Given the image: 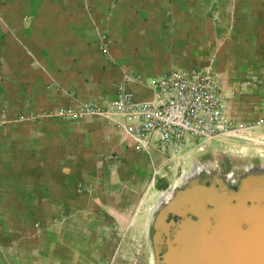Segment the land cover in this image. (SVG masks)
<instances>
[{
    "label": "crops",
    "instance_id": "1",
    "mask_svg": "<svg viewBox=\"0 0 264 264\" xmlns=\"http://www.w3.org/2000/svg\"><path fill=\"white\" fill-rule=\"evenodd\" d=\"M210 1L0 0V131L13 117L48 126L54 120L47 117L48 111L107 98L104 94L112 95L123 75L131 77L128 85L137 97L147 98L148 90L131 75H151L131 70L129 63L135 60L124 57L126 50H135V41H145L153 52L149 64H138L140 70L162 74L195 68L185 67L195 63L217 71L228 119L243 132L248 152L264 162V0H214V15ZM99 33L108 36L110 59L97 46ZM76 120L73 157L116 152L127 159L129 170L136 169L135 158H144L145 171L151 169L149 179L145 188L135 187L145 189L144 198L155 184L159 165L171 166L174 158H167V147L160 149L154 142L136 147L119 126L103 117ZM257 140L259 147L253 145ZM158 158L159 165L153 166ZM142 201L134 213L133 204L124 200L111 207L102 201L99 205L109 212L114 208L118 221L127 222L134 215L145 222L150 210L139 209ZM79 205L78 209L71 201V219L79 215L85 221L87 212L91 215L97 207L90 200Z\"/></svg>",
    "mask_w": 264,
    "mask_h": 264
},
{
    "label": "rangeland",
    "instance_id": "2",
    "mask_svg": "<svg viewBox=\"0 0 264 264\" xmlns=\"http://www.w3.org/2000/svg\"><path fill=\"white\" fill-rule=\"evenodd\" d=\"M144 43L135 41V50H126L124 57L135 60L129 63L134 67L131 70L143 75L160 74L139 69V63L149 64L153 52ZM193 66L198 68L195 63L185 67ZM47 117L54 119L48 126L33 125L34 119L13 117L0 131V264H151L152 205L158 196L182 182L183 170H188L193 161L210 160V167L222 171H239L249 161L264 163L248 152L243 132L206 141L189 138L172 152L170 168L159 165L157 159L153 166L159 165L161 170L155 173V184L144 198L145 189H135L145 186L149 179L151 169L145 171L144 158H135L136 169L132 170L127 159L116 152L74 158L71 135L79 129L78 121ZM83 117L102 118L98 114ZM253 145L259 147L258 140ZM91 149L95 154V148ZM181 153L183 157L175 159ZM227 187L236 189L237 183L229 182ZM89 200L97 205L91 215L87 212L85 221L79 215L71 219V201L79 209L80 203ZM123 200L133 204L132 213L143 200L139 209L143 206L150 210L147 221L134 215L127 222L118 221L114 208L109 212L107 206L99 205L102 201L111 207Z\"/></svg>",
    "mask_w": 264,
    "mask_h": 264
},
{
    "label": "built area",
    "instance_id": "3",
    "mask_svg": "<svg viewBox=\"0 0 264 264\" xmlns=\"http://www.w3.org/2000/svg\"><path fill=\"white\" fill-rule=\"evenodd\" d=\"M213 3L214 0L209 2L212 15ZM97 46L110 59L105 33H99ZM131 76L148 90L147 98L137 97L128 85L131 77L123 75L115 82L109 98L55 107L47 114L64 119L101 115L119 126L136 147L146 148L152 142L160 149L167 147V158L189 138L206 141L223 134L239 136L240 128L227 117L225 97L214 68H175L143 79L139 74Z\"/></svg>",
    "mask_w": 264,
    "mask_h": 264
},
{
    "label": "water",
    "instance_id": "4",
    "mask_svg": "<svg viewBox=\"0 0 264 264\" xmlns=\"http://www.w3.org/2000/svg\"><path fill=\"white\" fill-rule=\"evenodd\" d=\"M203 184L155 208L151 264H264V187Z\"/></svg>",
    "mask_w": 264,
    "mask_h": 264
},
{
    "label": "bare ground",
    "instance_id": "5",
    "mask_svg": "<svg viewBox=\"0 0 264 264\" xmlns=\"http://www.w3.org/2000/svg\"><path fill=\"white\" fill-rule=\"evenodd\" d=\"M210 165V160L200 159L193 161L188 170H183L182 182L176 185L178 190L174 186L167 192L162 193L154 208L159 207L165 201H169L177 191L203 188L204 180L209 181L210 189L215 191L228 190L227 184L229 182H236L240 191H249L254 188L264 187V166L261 164H252L247 167L243 164L239 171H236L234 168L222 171L214 166L210 167ZM201 170H203L202 174H200Z\"/></svg>",
    "mask_w": 264,
    "mask_h": 264
}]
</instances>
